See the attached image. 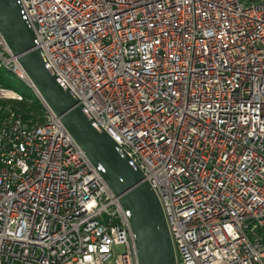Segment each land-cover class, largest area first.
Returning <instances> with one entry per match:
<instances>
[{
    "label": "built area",
    "instance_id": "2783aa9c",
    "mask_svg": "<svg viewBox=\"0 0 264 264\" xmlns=\"http://www.w3.org/2000/svg\"><path fill=\"white\" fill-rule=\"evenodd\" d=\"M19 1L155 191L176 264H264V0ZM1 71L0 264H139L130 213L0 33Z\"/></svg>",
    "mask_w": 264,
    "mask_h": 264
},
{
    "label": "water",
    "instance_id": "95a60500",
    "mask_svg": "<svg viewBox=\"0 0 264 264\" xmlns=\"http://www.w3.org/2000/svg\"><path fill=\"white\" fill-rule=\"evenodd\" d=\"M0 33L42 99L130 213L139 264H176L161 203L144 173L49 65L19 0H0Z\"/></svg>",
    "mask_w": 264,
    "mask_h": 264
},
{
    "label": "rangeland",
    "instance_id": "374dc122",
    "mask_svg": "<svg viewBox=\"0 0 264 264\" xmlns=\"http://www.w3.org/2000/svg\"><path fill=\"white\" fill-rule=\"evenodd\" d=\"M0 75H1V76H7L9 79L12 78L11 75H9V74H7L6 72H3V71L0 72ZM12 81H13V85H15V84H16V80L13 79Z\"/></svg>",
    "mask_w": 264,
    "mask_h": 264
},
{
    "label": "trees",
    "instance_id": "16d2710c",
    "mask_svg": "<svg viewBox=\"0 0 264 264\" xmlns=\"http://www.w3.org/2000/svg\"><path fill=\"white\" fill-rule=\"evenodd\" d=\"M0 80H2L1 77H0ZM7 84H9V83H7Z\"/></svg>",
    "mask_w": 264,
    "mask_h": 264
}]
</instances>
